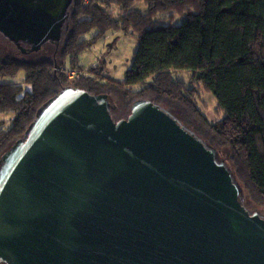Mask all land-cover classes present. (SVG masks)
I'll return each mask as SVG.
<instances>
[{
  "label": "water",
  "instance_id": "1",
  "mask_svg": "<svg viewBox=\"0 0 264 264\" xmlns=\"http://www.w3.org/2000/svg\"><path fill=\"white\" fill-rule=\"evenodd\" d=\"M72 0H0L21 54L57 49ZM27 45L28 48H24ZM167 110L64 89L0 158V264H264V218Z\"/></svg>",
  "mask_w": 264,
  "mask_h": 264
},
{
  "label": "trees",
  "instance_id": "2",
  "mask_svg": "<svg viewBox=\"0 0 264 264\" xmlns=\"http://www.w3.org/2000/svg\"><path fill=\"white\" fill-rule=\"evenodd\" d=\"M138 3L144 13L133 10ZM68 15L57 51L35 61L0 58V78L23 73L20 84H0V114L10 122L0 131V158L62 90L96 95L112 86L128 101L183 110L227 150L242 204L248 199L264 210V0H72ZM176 17L183 19L179 25ZM118 31L138 42L123 80L104 76L100 64H79L84 51ZM61 69L84 76L71 86ZM184 71L187 82L174 78ZM201 92L215 99L214 123L197 107Z\"/></svg>",
  "mask_w": 264,
  "mask_h": 264
},
{
  "label": "rangeland",
  "instance_id": "3",
  "mask_svg": "<svg viewBox=\"0 0 264 264\" xmlns=\"http://www.w3.org/2000/svg\"><path fill=\"white\" fill-rule=\"evenodd\" d=\"M133 10L144 13L146 8L142 3H138L134 5ZM182 20L183 19L181 17H176L173 25H179ZM137 45L138 42L134 37L125 35L119 31L109 32L96 44L80 55L79 64L83 66L84 69L100 64L103 68L104 76L115 81H121L124 79L126 71L130 68L133 53L135 52ZM57 49H55L53 45L45 44L37 53L21 54L8 40L0 35V58L12 54L20 60L35 61L43 55H50L54 51H57ZM79 72L84 76L81 71ZM22 77L23 73L19 71L12 76L0 78V84H20ZM188 77L189 73L185 71L174 75L175 79L184 82H187ZM80 79L77 81H70L69 85H76ZM98 89L100 94L106 95L108 98V102L110 104V114L113 120L117 121L125 119L129 114L130 106L133 101L125 99L123 94L112 86L103 85ZM162 107L177 118L183 127L195 134L198 138L202 139L205 143H207V145L214 148L217 154H220L228 166H231L227 150L212 141L210 137L206 136L200 126L195 121L189 119L183 110L176 107H170L167 103H163ZM197 107L201 114L210 123H214L219 118L216 113L215 99L210 94L201 92L197 102ZM9 126V115L0 114V131L7 130ZM244 205L249 211H258L260 213L259 215L264 218V210L255 206L250 200H245Z\"/></svg>",
  "mask_w": 264,
  "mask_h": 264
},
{
  "label": "built area",
  "instance_id": "4",
  "mask_svg": "<svg viewBox=\"0 0 264 264\" xmlns=\"http://www.w3.org/2000/svg\"><path fill=\"white\" fill-rule=\"evenodd\" d=\"M61 72H63L69 81H77L78 79L82 78V74L75 70V69H61Z\"/></svg>",
  "mask_w": 264,
  "mask_h": 264
},
{
  "label": "flooded vegetation",
  "instance_id": "5",
  "mask_svg": "<svg viewBox=\"0 0 264 264\" xmlns=\"http://www.w3.org/2000/svg\"><path fill=\"white\" fill-rule=\"evenodd\" d=\"M23 47H24V48H28V46H27V45H23Z\"/></svg>",
  "mask_w": 264,
  "mask_h": 264
}]
</instances>
